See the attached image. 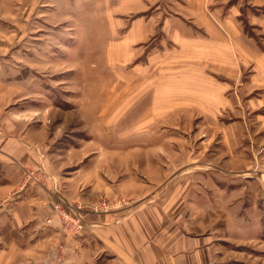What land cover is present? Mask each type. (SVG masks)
<instances>
[{
  "label": "rangeland",
  "instance_id": "1",
  "mask_svg": "<svg viewBox=\"0 0 264 264\" xmlns=\"http://www.w3.org/2000/svg\"><path fill=\"white\" fill-rule=\"evenodd\" d=\"M163 1L130 7L134 1L123 0L106 9L104 0H0V139L19 130L15 115L22 111L34 113L32 120L49 116L57 178L89 177L92 185L102 184L104 196L94 200L93 214L102 200L137 206L156 193L160 199L172 194L179 182L189 180L192 187L196 178L201 182L199 175L209 183L201 191L214 195L213 171L231 179L244 172L246 190L258 200L264 192V106L250 107L261 90L237 88L234 109L221 108L217 119L205 114L194 88L204 74L197 72L196 49L170 36ZM246 27L261 42L260 30ZM248 78L240 74L239 80ZM40 173L12 167V188L43 183ZM57 205L85 216L54 198L58 219ZM215 218L224 233L216 242L219 264H264V242L242 239L224 213ZM58 249L64 251V244Z\"/></svg>",
  "mask_w": 264,
  "mask_h": 264
},
{
  "label": "crops",
  "instance_id": "2",
  "mask_svg": "<svg viewBox=\"0 0 264 264\" xmlns=\"http://www.w3.org/2000/svg\"><path fill=\"white\" fill-rule=\"evenodd\" d=\"M122 1L104 0V8L119 6ZM133 1L130 7L142 2ZM163 4L169 8L163 24L170 25V36L196 49L201 64L197 72L204 74L194 80V88L196 102L205 106V114L217 119L221 108L234 109L236 89L246 86L261 90L250 107L256 103L264 106V0H164ZM246 23L260 30L261 42ZM130 34L137 36L134 31ZM240 74L249 75L248 80H239ZM29 114L34 115L16 114L19 130L0 139V264H219L216 242L224 233L219 234L216 225L220 219L215 216L220 213L226 215L228 227L242 233V239L264 242V192L259 200L253 197L246 190L250 182L244 172L231 179L213 171L209 178L210 187L217 188L214 195L201 191L209 183L199 175L201 182L196 178L192 187L189 180L188 184L179 182L177 191L161 199L156 193L146 203L93 214L94 200L104 196L99 190L101 182L92 185L89 177L82 181L66 178L68 182L57 178L54 129L47 126L50 118L32 120ZM3 118L11 121L7 114ZM228 132L239 134L230 127ZM22 165L40 170L43 183H21L14 191L16 183L9 174L12 167L21 169ZM85 186L89 188L85 194L78 191ZM54 198L70 211L77 209L76 213L85 215V231L73 241L61 235ZM60 244L64 251L58 249Z\"/></svg>",
  "mask_w": 264,
  "mask_h": 264
},
{
  "label": "built area",
  "instance_id": "3",
  "mask_svg": "<svg viewBox=\"0 0 264 264\" xmlns=\"http://www.w3.org/2000/svg\"><path fill=\"white\" fill-rule=\"evenodd\" d=\"M29 178H31V176ZM32 178L35 180V182L41 181V176L35 175ZM129 204L130 203L125 200H120L119 202L102 200L99 203L95 204L93 212L95 214L103 215L109 213L111 210L120 209L122 205L128 206ZM55 212L60 219V231L65 239L74 240L83 234L86 227V222L83 216L70 214L61 205L55 206Z\"/></svg>",
  "mask_w": 264,
  "mask_h": 264
},
{
  "label": "trees",
  "instance_id": "4",
  "mask_svg": "<svg viewBox=\"0 0 264 264\" xmlns=\"http://www.w3.org/2000/svg\"><path fill=\"white\" fill-rule=\"evenodd\" d=\"M262 47V46H261ZM262 49H263V47H262Z\"/></svg>",
  "mask_w": 264,
  "mask_h": 264
}]
</instances>
